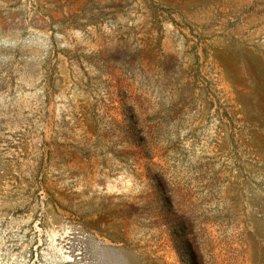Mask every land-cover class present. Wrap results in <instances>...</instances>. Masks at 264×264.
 <instances>
[{"label": "rangeland", "instance_id": "rangeland-1", "mask_svg": "<svg viewBox=\"0 0 264 264\" xmlns=\"http://www.w3.org/2000/svg\"><path fill=\"white\" fill-rule=\"evenodd\" d=\"M0 264H264V0H0Z\"/></svg>", "mask_w": 264, "mask_h": 264}]
</instances>
